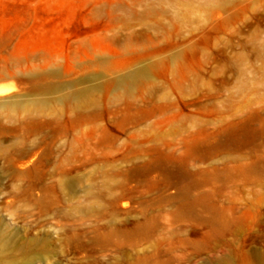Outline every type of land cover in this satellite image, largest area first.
<instances>
[{
  "label": "rangeland",
  "instance_id": "obj_1",
  "mask_svg": "<svg viewBox=\"0 0 264 264\" xmlns=\"http://www.w3.org/2000/svg\"><path fill=\"white\" fill-rule=\"evenodd\" d=\"M0 88V264H264V0H0Z\"/></svg>",
  "mask_w": 264,
  "mask_h": 264
},
{
  "label": "bare ground",
  "instance_id": "obj_2",
  "mask_svg": "<svg viewBox=\"0 0 264 264\" xmlns=\"http://www.w3.org/2000/svg\"><path fill=\"white\" fill-rule=\"evenodd\" d=\"M128 80H129V76L128 77H124V78L120 79V83H127ZM5 92H6L5 89L0 88V94H3ZM70 97H74L77 100L83 102L84 100H86L88 98H91V96H90V90H88V89H81V90H77V91H74V92H68V93H66L63 96L64 99L70 98ZM20 102H22V100L21 99H16V98H10L8 100H5V104H8V105L19 104Z\"/></svg>",
  "mask_w": 264,
  "mask_h": 264
}]
</instances>
